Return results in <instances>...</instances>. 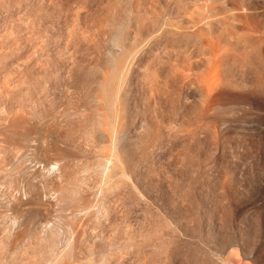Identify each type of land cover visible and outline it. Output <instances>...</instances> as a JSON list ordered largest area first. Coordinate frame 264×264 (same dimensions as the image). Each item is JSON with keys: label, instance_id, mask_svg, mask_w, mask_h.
<instances>
[{"label": "rangeland", "instance_id": "1", "mask_svg": "<svg viewBox=\"0 0 264 264\" xmlns=\"http://www.w3.org/2000/svg\"><path fill=\"white\" fill-rule=\"evenodd\" d=\"M0 264H264V0H0Z\"/></svg>", "mask_w": 264, "mask_h": 264}]
</instances>
